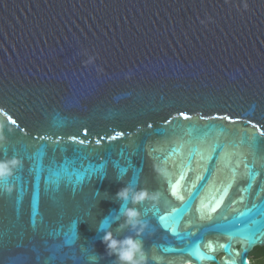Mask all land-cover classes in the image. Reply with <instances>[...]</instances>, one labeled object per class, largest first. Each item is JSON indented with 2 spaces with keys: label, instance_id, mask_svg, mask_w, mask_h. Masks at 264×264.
<instances>
[{
  "label": "water",
  "instance_id": "95a60500",
  "mask_svg": "<svg viewBox=\"0 0 264 264\" xmlns=\"http://www.w3.org/2000/svg\"><path fill=\"white\" fill-rule=\"evenodd\" d=\"M0 135V264H117L126 186L150 264H251L264 0H0Z\"/></svg>",
  "mask_w": 264,
  "mask_h": 264
},
{
  "label": "clouds",
  "instance_id": "9594fccd",
  "mask_svg": "<svg viewBox=\"0 0 264 264\" xmlns=\"http://www.w3.org/2000/svg\"><path fill=\"white\" fill-rule=\"evenodd\" d=\"M3 142L4 137L0 135V144ZM20 167H22V161L15 157L0 160V192L11 194L13 185L9 181L14 178ZM117 181L122 180L118 177ZM160 195V193L150 192L146 188L137 190L130 189L127 186L117 193L116 199L121 203V207L125 208L123 213L124 222L119 227L121 230L126 227L135 233L134 236L130 235L123 239H117L111 231L105 232L103 242L106 245L107 253L116 257L117 264H150L143 241L137 238L142 237L146 225L142 223L136 206L148 201L155 202ZM129 204L132 207H129ZM152 259L158 260L156 256H153Z\"/></svg>",
  "mask_w": 264,
  "mask_h": 264
},
{
  "label": "trees",
  "instance_id": "16d2710c",
  "mask_svg": "<svg viewBox=\"0 0 264 264\" xmlns=\"http://www.w3.org/2000/svg\"><path fill=\"white\" fill-rule=\"evenodd\" d=\"M251 264H264V247L256 248L250 256Z\"/></svg>",
  "mask_w": 264,
  "mask_h": 264
},
{
  "label": "snow or ice",
  "instance_id": "6c2138e0",
  "mask_svg": "<svg viewBox=\"0 0 264 264\" xmlns=\"http://www.w3.org/2000/svg\"><path fill=\"white\" fill-rule=\"evenodd\" d=\"M181 116H183L185 119H187L188 118V116L186 115V114H184V113H181ZM13 123H14V121H13ZM73 139H75L74 137H73ZM82 142V141H81ZM255 137L253 138V140H252V143H253V145H255ZM178 210V209H177Z\"/></svg>",
  "mask_w": 264,
  "mask_h": 264
},
{
  "label": "flooded vegetation",
  "instance_id": "af4514ba",
  "mask_svg": "<svg viewBox=\"0 0 264 264\" xmlns=\"http://www.w3.org/2000/svg\"><path fill=\"white\" fill-rule=\"evenodd\" d=\"M252 254V253H251ZM251 254H250V256H251ZM223 255H220L219 257L221 258Z\"/></svg>",
  "mask_w": 264,
  "mask_h": 264
}]
</instances>
